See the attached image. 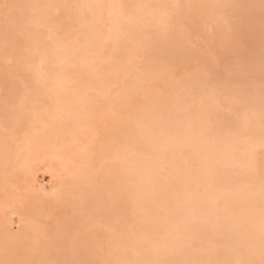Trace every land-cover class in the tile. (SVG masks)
Segmentation results:
<instances>
[{"label":"bare ground","instance_id":"6f19581e","mask_svg":"<svg viewBox=\"0 0 264 264\" xmlns=\"http://www.w3.org/2000/svg\"><path fill=\"white\" fill-rule=\"evenodd\" d=\"M19 1H21V0H19ZM50 1H51V3H49V4L47 3L48 5H59V6H61V2L64 5V3L67 2L68 0H61V1H59V0H54V1L50 0ZM171 1L179 2V0H79V1H77L76 5L75 4L71 5V6H77V7H75V11L72 10L73 14L69 13L70 17H69V15L66 14L67 17L70 18V21L72 20L71 17L74 16V18H75L74 20H77L79 18V19H81L83 21V24L87 22V23L91 24L92 27L85 34L81 35L83 37L86 36L84 44H82L83 42L79 40V37H80V39L83 38V37H81L79 34H78L79 36L75 35V37H74L75 33L74 34L71 33L72 30L70 31L71 36L73 37L71 39H74V38L77 39V41H79L82 44L81 46H78V47L73 46L75 44V43L73 44V41H67V40L58 41L59 40V36H58L59 34L58 35L56 34V37L58 36V40L54 39V37H53L52 38L53 39L52 43H51L50 48H49V50H52V51L49 52L47 50L48 48H46L47 45L45 44L44 45L45 48L43 47V49H42V46H41V48L39 49L40 50L39 53H38L39 55H37V53L35 54L36 57L34 56V60L31 61V64H32L33 70L36 72L37 77L39 78V80L41 82H43V85L46 87V88H42L41 87V89L39 90L40 91L39 93L44 92L46 89L49 90V92H48V90H46L47 91V95L43 94V97L47 96V97H45L47 99L49 97H51V102L49 101L50 100V98H49L48 99L49 103L45 104V106L49 104L48 106H50V107L46 108L45 106H42L43 104L39 103V106L37 108L38 110L35 109L37 112L33 113L32 118H31L30 114L28 115V116H30V119L28 120L29 122L26 121L28 123L27 124L28 126L25 125L27 127L26 130H28L29 127H32V130L29 129L30 132H31L30 134H29V132L24 133V134H29V136H27V139L22 144H20V145L18 144L19 146L16 145V146H18L17 148H15V145L13 144V140H16V139L15 138L14 139L5 138V137H3L5 134L3 132H1V135H0V168L1 167L2 168H5V167L8 168L11 165H16V166L18 165L17 168L18 169L19 168L22 169L21 167L24 166L23 167L24 170H27L26 172H29L32 175L31 176L29 173H27V176H30L29 179L27 180V182H29V180H31V177H32V181H30L31 182V187L35 188L36 189L35 191L38 190L39 192H41V194H46V190H48V187L46 189L44 187V185L38 180V178H37L38 175L37 174H40L38 172L41 171L43 173L46 170L45 169L46 167L50 168V169L48 168L49 171L52 170L51 169L52 164L57 162V161L64 160L66 163L69 162L67 160V156H68L67 154L68 153H65V150L70 145L78 146V145L81 144V142H84L83 145L87 146L88 144H85V143H89V145L87 146V150H89L88 147H90V145L92 147V144H94L93 142H95V144L97 143L96 142L97 140L92 142V140L93 139L95 140L97 137L91 139L92 143L89 141L90 139L88 140V138H87L86 142L83 141L84 140V138H83L84 135L87 134V136H88V133H87V129L88 128L91 129L90 133H93V131H94L93 130L94 127L92 128L93 125L85 124L87 127L91 126V127L87 128V127H85L83 122H85V121L88 122L91 119H92L91 121L93 123H94V121H97L99 123H100V121H102L101 119H100V121H98L97 118H96V117L99 116V114L102 115L101 113L96 111V108H95V107L98 108L100 103L99 104L93 103L94 104L93 105L90 102V104H92L93 107H91V106L87 107V108H89L88 110L91 109L93 111L92 108L95 109V111L93 112V115H95V116H92V117H95L94 119L89 117V112L91 110L89 112L88 111L84 112L82 110L83 103L86 102V101L88 103H89V100L90 101L95 100V102L97 101L96 103L100 102L101 101L100 98H99L100 101H98V98H97L100 95H98V94L96 95V92H93L91 90L92 88L91 89L87 88L85 91L83 90V93L79 94L78 93L79 89L82 88V86H80V88L77 90L78 92L77 91H73V87L70 88V86L73 85L72 83H70L74 79V78L72 79V77H74V74H82L84 72H78V73L75 72V71H78V70L80 71V69H78V70H75V71L71 72L72 75H73L72 76L71 73L69 72V66L71 64H73L75 62V60H78L77 62H80V65L83 62L81 60H84V62L87 61V64H92V63L95 62L94 59H96V57L99 56L98 54H100L101 57L99 56V58H101V60H103L104 57H108V58H104L105 62H107V63H105L106 68L102 67L103 69H105L104 72H105V75L107 77V75L109 76L111 74V72L113 71V66H115L114 65V63H115L114 61L115 60H113L114 57L111 59V56L112 55L116 56V55H118L120 53H124L125 56H126V59H129V61L132 62V64L130 65L129 69H130L131 74H132L131 77L133 76L134 79H135V81H134V84H135L134 86L135 87L133 86L134 87V92L135 93L138 92V91L141 92V90L144 89V87H146L145 89H148V87H150L149 84L151 83L150 80H149L150 78L148 79V77H145L146 74H145V76H143L142 72L140 71V68L139 67L137 68L135 64L138 63L139 61H141V59L138 56L139 52L141 50H143L142 53L143 52L146 53V52L149 51V48H151V51H152L153 47L155 48L154 50H156V49L158 50V48L156 46L157 45L156 44L157 43L156 40L155 41H151L153 43H150L149 40H151V39H147L146 38L148 36H146V33H145L146 31L143 32L144 25H142L143 24L142 20L145 19V18L148 19L149 22L151 24H153L154 27H155V25H156V27L159 26L158 27L159 30H160V27L161 28H166V25H167L166 23H168L167 22V20H168L167 18L170 16V13H169V15H167V9L169 7L168 5H170L172 3ZM235 1L236 0H217V1L216 0H214V1L213 0H211V1L210 0H192V3L195 5L196 9H197V7L199 9V7L201 6L200 10L201 11L205 10L206 19H209V18L210 19H215V16H217L219 13L222 12L223 7H224L225 4H233V3H235ZM43 2L45 3L44 0H43ZM48 2H49V0H48ZM70 2L68 1L66 4L69 5ZM121 2H122V5L119 6V4ZM208 2H211L210 7H208L209 4L206 5V3H208ZM44 3H42V1H41V5L44 4ZM178 4H180V3H178ZM90 5H92V6L104 5L106 7H104V8L88 7ZM180 5L183 6V1L181 2ZM202 6H203V8H202ZM45 9H46L45 13H44L43 10H41V13H42V11L44 13V17L43 18H49V16H55V14L57 13V9L56 8L47 7ZM62 9L63 8H61V10ZM179 11H180V9H179ZM180 12H182V11H180ZM180 12H179L178 15H180ZM38 13H39V10H38ZM86 13H87L88 16H85ZM201 14H204V12H202ZM41 15L43 16V14H41ZM166 15H167V17H166ZM171 18H172V16H171ZM202 18H204V17L202 16ZM70 21L68 23L69 24L68 27H71L70 24L72 25V23H70ZM82 21H80L81 23L77 22V24H82ZM172 21H174V20H172ZM147 22H146V24L148 25L149 22L148 23ZM139 23H140V25H138ZM123 24L127 25V27L126 26L125 27L129 28V29H131V27H132V26L130 27V25H134V26L137 25V27L138 26H140V27L143 26L141 28V31H140V28H139L138 32H141V33H139L141 35L145 33V36H143L144 39L140 35V36H137L136 38H133V39L129 40V43L127 45L120 44V42L122 40H120V42H119V38L120 39L122 38L123 40H125V38H126L125 43H126L128 38H131L130 34H126V33H125L124 36L127 35L128 37L127 36L126 37H122L123 34L121 33V31H122L121 29L124 28L123 30H125V27H123L124 26ZM202 24H200V26ZM121 26L123 28H120ZM198 26H199V24H198ZM202 26H204V25H202ZM62 27H63L62 31H64L65 30L64 28H66L67 26L65 27V26L62 25ZM80 27H82V26H80ZM84 27L85 26H83V29H84ZM231 27L234 29L233 26H231ZM68 29H70V28H68ZM54 30L55 29L53 28V31ZM222 30H224V29H222ZM33 31L34 30H32V32ZM52 32H50V33L52 34ZM77 32L81 33V29H79V31H77ZM126 32H128V29H127ZM35 33H36V30H35ZM68 33H66V34H68ZM40 34L43 35L41 30H40ZM119 34H120V36H119ZM121 34H122V36H121ZM134 34L135 33H133V35ZM162 34H163V32H162ZM68 35H65V36H68ZM133 35H132V32H131V36H133ZM61 36H62V34H61ZM3 37H8V36H3ZM69 37L70 36H68V38ZM37 38H38V36L36 37V35L33 34L31 39L30 38L29 39L32 41L31 43L35 47L39 48L40 47V41ZM6 39L7 38H3V40H5V41H6ZM27 41H29V40H27ZM41 41L43 42L44 40L41 39ZM0 42H2V41H0ZM11 42H16V47H17V39H15V40H13ZM164 42H166V41H164ZM6 43H8V40H7ZM80 43H78V45ZM121 43H123V42H121ZM181 43H183V42H181ZM158 44H159L158 46L161 45L159 42H158ZM164 44H168V43H164ZM162 45L160 47H162ZM174 45L176 47L177 46L179 47L181 44H178V45L174 44ZM90 48L93 49L92 51L98 52V53L97 54H93L94 52H92L90 57L87 56V54L89 53V49ZM107 49H112V52H111V50L109 51ZM104 50H107L106 52L109 51L112 54L108 52L109 55L107 54V56L106 55L103 56L104 53L106 54V52H103ZM2 52H4V51H2ZM173 52H174V49L172 50V53ZM9 54L11 55L12 53H9ZM101 54H103V55H101ZM110 54H111V56H110ZM7 55H8V53H7ZM2 56L4 58V55H2ZM9 56L8 57L6 56L4 58L5 60L3 58H1V57H0V59H2L5 63L8 62V61L11 62L12 59H11V56L10 57ZM91 56H93V57H91ZM99 58H97V59H99ZM126 59H124L123 62ZM101 60H98V61L96 60L97 63L95 62V64L98 65V62L101 61ZM103 61H101L102 63L101 62L100 63L103 64L104 63ZM100 65H98V66H100ZM158 65L159 64H157L156 66H158ZM156 66L154 68H156ZM83 67H87L88 68V66H86V65L83 66ZM74 68H75V66H74ZM71 70H72V68H71ZM85 70L88 71L87 69H85ZM114 71H116V70H114ZM75 76H77V75H75ZM90 76H91V74H90ZM112 76L114 77L115 74H113V75L111 74V78H107V79H113ZM77 79H75V80H77ZM95 81H98V80L96 79ZM75 82L81 83L79 80L75 81ZM85 84H86V82L84 80L83 87L85 86ZM197 84H198V81H197L196 85ZM93 85H94V83H93ZM95 85H96V82H95ZM74 87H75V85H74ZM131 90H133V89H131ZM177 90L178 89H176V91ZM182 91H183V89H182ZM134 92L132 91V93H128V94H124V95H123L124 92L119 94V95H122L120 100L117 98L119 100V103H116L118 101H117V99L115 97V99H113V100H116V101L115 102L113 101V102L118 104V105L115 106L116 104L114 105V103H113V105H112L113 107L112 108L116 109L115 111L119 113V111H117V107L118 108L119 107L123 108V106L125 104H126L125 106H127V103L133 98V94L135 95ZM37 93L35 92V96H36ZM48 93H50L51 96L48 97ZM0 94H1V90H0ZM32 95H33V93H32ZM39 96L37 97L38 99H39ZM26 97H27V95H26ZM197 97H199V96H197ZM201 97L202 96L200 95L199 102L202 101V99H200ZM206 97H205V99H206ZM163 98L161 99V97H160V99H157V100H155V99L153 100L152 99V101H150L149 103H147V101L146 102L145 101H141V102H144V103H147V104L144 105V103H143L142 105H144V106L139 108L137 111L134 112V115H132L133 118L135 119V121H137V124L139 123L138 126H140L144 131L145 130L148 131L147 135L151 137V140H152V136L153 137L154 136L158 137L159 139L161 137H163L162 138L163 139V142H162L163 144L161 143L162 146H160L161 148L159 147V144H158L157 145L158 147L155 148V149H158L157 151H151L152 149L147 150V153L149 151L151 153L154 152L152 155H150V156L148 155V157H146V156L144 157L143 153H144V155H146V152L143 151V153H142V150L146 149V145L149 144L148 142H150V139H149L150 137H148L149 140L148 139L146 140V141H148L147 142L148 144L146 142L144 144V142H142L143 140L141 138V137H143L142 134H141L142 135L141 136V135H139L140 133L138 132L139 134L137 133L138 135L135 137V134L132 135V133L134 132L133 131L134 129L131 130V133H130V131H128V128L126 126H124L127 129H125L126 132H123L124 134L126 133L124 135L126 138L124 137L123 140H125V139L127 140V138H128L127 133L128 132L130 133V134L128 133L130 135V140H127V143H124V141H122L123 144H121V142H119V143H117V142L114 143L113 142L114 151L118 150V148H115L116 147L115 144L117 146H118V144H119V146L120 145L124 146V147L120 146L119 147V151H116V152H120V153H122V151H120V149L122 150V148H123V151L125 150V148H128L133 153L134 151H136V145L137 144L140 146V148L142 150H140L138 148V146H137V149H139L141 152L139 150H137V153L135 152L137 157L134 156L135 154L133 155L132 153H130V155L127 157V161H125L126 159L124 160L126 163L122 162L123 164H120V161H122L121 159H119L120 157L118 158L119 159V164H118V161H114V158L112 157L114 155L110 156L112 153L114 154L112 148H110L113 145L112 141H114V139L116 141H117V139H118V141L122 140V137L120 139V137H118L117 134H115L116 135L115 136L114 133L115 132H117V133L119 132V136H123L122 134H120L121 130H119V125H118L119 121H118V124H116V127L113 126L114 127L113 131H115L114 133H112L113 135L112 134L109 135V136H112V138L113 137L114 138L110 140L109 136L106 135L111 142L106 140L105 142H108V143H105L103 141L108 146L107 147L108 151L107 150H103L104 148L105 149H107V148L104 147L105 144L103 142H101V145H103L102 146L103 149L99 150V156L101 155L100 157L102 158L103 155L106 156V155L109 154V156H106V157H103V158H105V159L109 158V160H112V158H113V161L108 163V164L104 163L106 165L103 168H100V169H102L101 173L105 174L106 177H107V178L106 177L104 178V175H103L102 176L103 178L102 177H100V178L105 179V180L109 179L111 185L109 183H107V184H109L111 187H114L116 189V192H115L116 194L114 193V191H115L114 188L112 189V191H113V193L115 195H112V193L111 194L107 193L109 188H110L109 191H111V187L108 186V188H106L104 190V193H102L101 196L98 195L99 203L104 205L103 206L104 208L106 207V205H108V207L110 208L111 215H109V216L107 215L109 217V220L113 219L114 222H119L120 224H121V222H124V225H122L124 228L126 227V225L128 223H131L134 227H138V229L143 230L145 232V234H147V235H145V234H141L140 235L139 232H137L139 234V237L141 238L140 239L139 237H137L138 234L136 233V230L138 231V229L136 228L134 230L130 229V231L132 232V235L129 236L128 234H130V233H129V231H127V229L129 230V228L127 226L126 229H125L126 230L125 234L128 235V237H124L123 236L124 237L123 238L121 236L123 239L121 238L122 241L119 240L120 242L117 244L116 247L119 246L118 248L121 250V248H124L125 246H127L132 241H141L142 240L144 243H143V245L141 247L143 249V255L145 256V258L167 259L169 261H172L170 259L173 258L174 260H177V259H180V258L183 257L184 252H185L184 246L187 243H189V241H192V240H188V239H187L188 241L186 239H183V237L185 235L186 236L189 235V234H187V233H190L188 230L191 231L190 235H192V234L194 235L195 234L194 236L198 237V234H200L201 238L202 237L211 238V237L215 236L216 234L218 236L222 235L223 238L221 240H219L218 242L221 243L223 245L224 249H225V251L222 252V255H227L229 258H235V253L236 252H240L242 254L246 249H248L251 246L258 247L259 239H256V240L253 241V240H250L248 237L250 235H253V234L254 235H259L261 217H262V213L264 211V210L262 212L260 211L261 208L263 207V204L260 206V203L264 199V194H262V188H264V180L253 181V179L255 177L252 176V175H254L253 173H255L257 171L260 172V175H261V173H264V153H261V151H260V142H261V140H260L261 138L260 137H262V135L260 133H256L255 136L258 139H257L256 142H252V143L248 142L246 139L245 140L247 142L245 140L240 141L242 138L239 139V141H238V139L235 138V137L234 138L231 137V138H228V139L225 140L223 134H222L221 137L219 136L220 134H219L218 130L220 129V127L218 128V130H217V128H215L213 130V129H209L207 127L208 130H210L211 132H212V130L216 131L214 133H211L209 131L206 132V130H203L202 128L206 127L205 125L203 127L202 126L203 124L201 125L202 128L197 127V125L199 123H202V122H204L206 120H209V123H210L211 120H216L217 121V120H222L224 118L225 115H222L221 112L218 113V114L216 113L217 112L216 106L213 108L214 103H216L219 100H221L216 95H215V97H213L212 104L210 102L209 103H205L206 102L205 100H203L204 101L203 103L201 102V105L203 104L201 106L203 113L199 112V110L197 109L198 107L195 106L194 108L197 107L196 111L198 110V113H196V111H194L195 109L192 107L194 109V110L193 109L192 110L197 115L198 114L200 115V116L198 115V117L195 115V113L192 110L188 109L189 104L186 101L185 97L182 96L180 92H178L176 95L174 94L172 96V94H171V96H168V98L171 100V104H167L166 103L167 101L166 102L164 101V100H167V99H165V98L163 99ZM166 98H167V96H166ZM208 98H210V97H208ZM32 99H34V101H35V97L32 98ZM27 100L32 101L31 99H28V98H27ZM48 101H46V102H48ZM38 102H39V100H38ZM38 102H37V105H38ZM108 102H109V100H108ZM31 103H30V106L32 105ZM88 103H86L84 106H86ZM107 103H105V104H107ZM197 103L198 102L196 100V104ZM108 104H110V103H108ZM187 104H188V106H187V109H186L185 107H186ZM33 105L31 106L32 110L36 106V105H34V106ZM40 105L42 107H44V108H41ZM95 105H97V106H95ZM139 105H141V103H139ZM171 105H173L177 110L182 111L181 112L182 115H184L183 110L184 111L185 110L192 111L193 113L189 114L190 117L188 119V122L190 121V124H188V122L186 123L187 119H186V121H183V120H185L184 116L187 114V111L185 112L184 116H182L180 114V116H178V117H170L167 114V112H166V108H168ZM211 105H212V107H211ZM101 106H102V104H101ZM101 106H99L100 110L103 107V106L102 107ZM105 106H104V108H105ZM108 106L109 105H107L106 108ZM110 107H111V105H110ZM110 107L107 108L108 112L110 111L109 109H111ZM260 107H262V106H260ZM104 108H102V110H106V108L105 109ZM212 108H213V110H212ZM99 109H97V110H99ZM114 109H112V110H114ZM257 109L255 108V111ZM35 110H33V111H35ZM85 110H87V109L85 108ZM147 111H150L151 114H146ZM108 112H106V113H108ZM112 112H114V111H112ZM112 112H111V114L109 113L110 116L113 114ZM116 112H114V114H113L114 116H115ZM19 113H21V111ZM94 113H96V114H94ZM97 113H99V114L97 115ZM104 113H105V111H104ZM87 114H88V117L90 118V120H88ZM193 114H194L193 119L195 117L198 118V119L195 118L194 121L190 120V118L192 117L191 115H193ZM17 115H19L18 116V118H19L20 116H23L24 114L23 115L17 114ZM80 115H82V117ZM83 115L85 116L86 119L84 118ZM109 115L106 114L105 117H107V118L104 119L105 121L103 120V125L105 124V122L107 123L110 120L109 119L110 118ZM113 115L111 117H113ZM4 117L5 116H3V120L5 119ZM79 117L83 118V119H78ZM99 117L101 118V116H99ZM99 117H98V119H99ZM20 118L21 119H25L23 117H20ZM26 118L28 119V117H26ZM245 118L247 120L246 121L247 123L257 122L258 120L259 121L262 120L261 122L264 123L262 115H260L257 111L253 112V113H250ZM6 119H8V118H6ZM84 119H85V121H84ZM134 119L130 118L128 120H132V122L134 124L135 123L133 121ZM178 119H179V121L180 120L183 121V122L181 121V124L185 122V124H184L185 126L183 125L184 127L181 124H180V126H182V127L178 126L179 124H176V123H178V121H177ZM79 120H81L82 124H80L81 122ZM4 121H6V120H4ZM18 121L20 123L21 120L18 119ZM259 121H258V123H259ZM16 122H17V120L14 122V124ZM22 122H24V120ZM30 122L32 124H30ZM4 123H6V122H4ZM217 123H219V122L217 121ZM14 124L12 125V127L15 130ZM128 124L127 125L129 126V128H132L131 125H130L132 123L130 121H129ZM173 124L177 125V127L181 128V129H177L176 130L175 126H174V128H173V126H171ZM207 124H208V122H207ZM80 125H82V128L85 127L86 131L85 130L84 131L79 130L81 128ZM96 125H97V123H95V127H96ZM255 125H257V124H255ZM121 126L124 129L123 124H121ZM132 126H134V125H132ZM138 126H135V127H138ZM60 127H62L61 128L62 131H60L59 134L63 133V136L67 134L66 135L67 137H68V135H70V139H71L70 141H66L64 139L65 137L63 138L62 135H58V132L57 133L53 132V131H55L56 128H60ZM210 127H211V125H210ZM235 127L236 126H234V128ZM251 127H252V125H251ZM52 129H53V131H52ZM138 129H139V127H138ZM107 130H108V128H107ZM240 130H242V129H240ZM240 130H237V131L242 133V131H240ZM7 131H9V130L7 129ZM22 131H25V130L23 129ZM97 131H94V134H96ZM237 131H236V133H237ZM15 132H17V130ZM98 132H100V131H98ZM239 132L237 134L238 135L240 134V136H239V138H240L242 136V134L247 133L248 131L247 132H243L242 134L239 133ZM141 133H142V130H141ZM200 133H202V135H204V137L202 139H201L202 135H200ZM220 133H223V132L221 131ZM2 134H4V135L2 136ZM97 134H99V133H97ZM15 135H17V134L15 133ZM169 135H172V136L169 137ZM138 136H140V137H138ZM197 136L199 137V139L196 138ZM133 137H135V138H133ZM145 137L147 138V136H145ZM250 137H251V135H250ZM97 139H99V138H97ZM17 140H19V138H17ZM67 140H69V138H67ZM85 140H86V138H85ZM222 141H224L226 143L225 146L223 145L224 142H222ZM243 141H245L247 144L245 142H243ZM109 142H110L111 145L109 144ZM221 142H222V144H221ZM248 143H250V144H248ZM98 144H99V142H98ZM98 144H96L97 145L96 147L99 148ZM151 144H153V143H151ZM220 145H223L222 146L224 148V149L222 148L223 150H221V149L219 150L218 149L219 148L218 146H220ZM151 146H153V145H151ZM78 147H80V146H78ZM83 148L85 149L83 151H82V148H81V150H78L77 148H74V149H77L74 152L81 151L80 154L78 155V157H76L73 160H71L70 164L67 163L68 165L63 161L61 163V165L64 164V163H65V165H62L64 167H62V166H60V167L61 168H66L65 166L71 165V167H70L71 170L69 171L70 174H72V175L74 174V176L76 175L79 178H81V177L83 178V176H84V177L87 178V179L85 178L86 180H88V178H89V180H91V177L94 176V174L93 173H89L92 170H91V168L90 169L88 168L89 167L88 165H89L90 162H93L94 159L98 158L96 155H94V154H96L95 153V149L97 150V148L93 147L94 151H93V149L90 150V152L92 151L94 153L93 156H95V158L93 156H91L92 153L90 154L89 151H88L89 154L87 153L88 154L87 155L85 153L86 152V148L85 147H83ZM109 150H111V152ZM103 152L104 153L106 152L105 153L106 155L103 154ZM108 152H110L111 154L108 153ZM100 153H102L103 155L100 154ZM120 153H119V155H121V157H122V154H120ZM125 153H126V150L123 153L124 156H126ZM138 153H142V157H138ZM84 154H86L87 156L84 155ZM65 155H67V156H65ZM85 156L88 159H90L89 158L90 156L93 157V158H91V161H88V159ZM115 156H116V154H115ZM140 156H141V154H140ZM103 158H102V161L104 160ZM224 158L226 160L228 159L230 161L235 162V163L232 162V164L238 163L239 165L238 164H236V165H238L240 167V169L237 167L238 170H239V173H241V171H242V173H244V175L243 174L241 175V174H238L237 171H236V173H237L236 175L230 174V177L232 178V180L235 177L234 178V180H235L234 182H237L239 184H244V182H246V181L248 182L249 181V185L246 184V186H247V188L251 189L250 185H253V189H251V190L237 189L235 191V194H232L233 192L232 193L226 192L225 194H221V195L219 194L220 188L222 189L223 188L222 186H224V182L223 181H226V183L229 184V185L232 184L231 183V178L227 176L231 172V170L229 171V170L225 169L226 171H229L228 174L225 175L226 171H224V168H225V163L223 162ZM98 159H96L97 161L94 160V162H93L95 164H96V162H98L99 165H96V167H95V165L93 163L90 164L91 167H93V165H94V167H93L94 169H96L100 165L102 166V164H100V162H99L100 160L98 161ZM230 161H228V163ZM55 164H57V163H55ZM222 165H223L224 168L222 167ZM54 167H55V165L52 168H54ZM119 167H125L126 169H129L130 170L129 175H128L127 170H124V169L121 170V169H119ZM220 167L223 170H220L221 169ZM56 168H58L57 165H56ZM99 170L97 172V175H95L94 177L97 176V178H99V176H100ZM15 171H19V170L15 169ZM55 171L57 172V173L55 172V176H56L54 178L55 180L50 179V185H49V190L53 194L50 191L47 192V193H49L50 195H53V196H54V193H57V192H55V188L57 186L56 183L58 184V179L60 178L59 175H58L59 171H57V170H55ZM63 171H64V169H62V171H60V172L63 173ZM65 172H66L67 175L69 174L66 169H65ZM22 173H24V171ZM62 173H61V175H63ZM12 174H14V173H12ZM56 174L58 175V178H57ZM95 174H96V172H95ZM125 174L128 175L129 180L126 181V182H122V179L120 180V178H121L122 175L124 176ZM247 174L249 175V177L251 175L250 178L253 177V179L252 180L249 179L248 176L245 177V175H247ZM7 175L8 176H6L5 178H2V180L0 179V181L1 182L4 181V183L5 182L7 183V181H5L6 178H8L7 179L8 181L10 179H13V178L9 177V175H11V174L7 173ZM35 175H36V177H35ZM126 175L124 176V179H125ZM224 175L227 177V179L228 178L229 179L227 180ZM239 175H240V177L242 176L241 177L242 179L245 178L243 180V183L241 182V179L239 178ZM255 175L257 176L258 174H255ZM4 176L5 175H3V174L0 175V177H4ZM11 176H15V175H11ZM22 176L26 177V175H22ZM51 176H53V175H51ZM216 176H219V178L217 179ZM223 176L225 178H223ZM243 176H244V178H243ZM78 177H75V179H77ZM162 177L163 178L166 177L167 179L168 178H172V177H174V178L176 177L178 179L176 181V187L174 188V190H172L173 187L171 186L170 182H169V184L171 186L170 188L168 187V184L165 183L164 179H163L164 180V182H163ZM215 177L218 180V182H220L221 179L223 180V181L220 182L221 185H222V182H223L222 186L218 183L220 188L218 187V184H216L217 182H215ZM220 177H222V178L220 179ZM257 177H260V176L258 175ZM62 178H65V177H61L60 178V181H61L60 184L65 182V181H62V180H64ZM70 178L72 179V177H69L68 180ZM79 178H78V180H80ZM236 178L238 179V181H237ZM22 179L25 180L24 178H22ZM85 179H82V180H84V182H85ZM66 180H67V178H66ZM160 180H161V182H160ZM10 181H12V180H10ZM71 182H72V180H71ZM157 182H160L159 183V186H160L159 188L157 186H154V184L157 183ZM8 183H10V182H8ZM85 184H87V183L85 182ZM103 184L105 185L106 183L103 182ZM103 184H102V186L100 184L99 187L102 188ZM160 184H162V185H160ZM5 185H7V184H4V186ZM10 185H13V184L10 183L9 185H7L9 187L8 188V192L11 191L10 188H12V191H13V187H10ZM14 185H18V184H14ZM18 187H17V190H20V188H18ZM89 187H90V185H89ZM224 187L228 188L227 186H224ZM240 188H242V187H240ZM75 189H77V188H75ZM223 189L226 190L225 188H223ZM234 189L232 188L231 190H234ZM57 190H59V189H57ZM18 192L21 193L23 191L20 190ZM70 192L71 191H69V193ZM222 193H224V192L222 191ZM15 194H16V192H15ZM17 194H19V193H17ZM49 194H46V198H47V196ZM58 194H61V193L59 192ZM13 195H12V199L14 197ZM73 195H75V194H73ZM73 195H71V196H73ZM83 196H84V194H83ZM152 200H153V202H151ZM42 202H43V200H42ZM60 202L62 203V201H60ZM73 203H74V201H73ZM83 204L80 203L81 206H84ZM48 205L50 206V204H48ZM69 205H71V204H69ZM80 205H77V207L80 206ZM84 207H86V205ZM84 207H80V208H83V209H81L82 211L83 210L85 211ZM88 209L89 208H87V210ZM177 210H178V212H177ZM179 210H180V212H179ZM14 212H13V210H12V212H10V210H9L10 214L8 213L9 214L8 215L9 216L8 220L9 221L11 220L10 222H8L6 224H3V223L1 224L2 220L0 221V235H4L6 240H7V242L11 241L10 244L12 242H14L15 240H20V239L24 238L26 235H29L26 232H20L19 233V232L13 231V229H14L13 224L20 223L21 221L24 220L23 218H22L23 220H21V217H20L21 215L20 216L16 215L17 214L16 210ZM61 212H60V215L62 214ZM0 215L2 217V214H0ZM3 216L7 217L6 214L3 215ZM31 216H33V215H31ZM5 217L2 218V219L5 220ZM14 218H16L15 221H14ZM38 220H39V218H38ZM74 221H77V220H74ZM74 221L72 220L71 223L74 222ZM14 222H17V223H14ZM24 222H22V223H24ZM41 222H42V218L40 220V223ZM67 222H69V221H67ZM33 223L34 222H32L31 225H26V227H30V226L32 227ZM109 223H111V222L109 221ZM41 224H43V222ZM73 225L74 224H72L71 226H73ZM115 225H116V223H115ZM75 226H77V225H75ZM113 227H116V226L113 225ZM65 228H66V226H65ZM130 228H132V226ZM209 228H211L212 231L207 230ZM212 228L213 229L216 228L215 229L216 233H214L215 231ZM42 230L43 229H41V231H40V235H42V233H41V232H43ZM71 230H73V229H71ZM80 230H81V228H80ZM86 230L87 229H85V231ZM94 231L96 232V229ZM62 232H64V231H62ZM34 233H35V229H34ZM90 233H91V231H90ZM108 233L106 232V234H108ZM37 234L39 235V232H37ZM159 234L164 235L165 238L158 239L157 235L161 237V235H159ZM45 235H47V234H45ZM60 235H58V236H60ZM85 235H87V234H85ZM91 235L93 236V234H91ZM91 235L88 236V239L91 237ZM143 235H145V237L146 236L148 237V235H149L151 238L145 239V238H143ZM32 236H33L32 238H36V236H34V235H32ZM95 236H96V233H95ZM102 236H104V235H102ZM107 236L109 237V234ZM43 237H45V236H42V238ZM98 237L99 236H96V238L98 239V242H99V238ZM60 238H62V237H60ZM82 239H83V243H86L84 241H88V239L87 240H84V238H82ZM91 239H93V237H91ZM91 239H89L91 241V242L89 241L90 242V246H91V243H93L95 241H96V243H93L92 247L93 246H95V247L98 246V244H97L98 242L95 239V237H94L95 241H93ZM105 239H107V238H105ZM105 239L103 240V242L105 241ZM111 239H112V236H111ZM34 240H36V239H34ZM79 240H81V239H79ZM26 241L30 242L29 239L26 240ZM60 241H61V239H60ZM0 242L2 243V241H0ZM80 242L82 243V241H80ZM100 243H101V237H100ZM115 243H116V241H115ZM33 244H34L33 247L36 248L37 242L35 241V243H33ZM51 244H52V242H51ZM86 244H87V247H88V243H86ZM106 244H108V246H109V245H111V242H110V244L108 242ZM11 245L14 246L15 244L12 243ZM17 245L18 244H16V246ZM101 245L103 246V244H101ZM115 245L116 244H114V247H112V248H116ZM208 245H209V240L206 239L205 243H204V247L207 248ZM76 246H78V245H76ZM80 246H81V244L79 245V247ZM102 246H99V248L102 247ZM104 246L108 247L106 245H104ZM37 247H39V246H37ZM35 248H33V249L36 252H39L41 249L43 251L42 247H41V249L37 248L38 251ZM77 249H79V248L76 247L75 250H77ZM101 249H105L106 250L107 248H101ZM93 250H95V249H93ZM12 251H14V250H12ZM15 251L17 252L18 250L16 249ZM80 251H81V247H80L79 253H80ZM85 251H86V249H85ZM85 251H83V255L85 254ZM98 251H100V250H98ZM112 251H111V253H113L112 255H114L115 254L114 249H112ZM36 252H34V254ZM75 252L78 253V251H75ZM74 253H72V254L73 255H77V254H74ZM120 253H121V251L118 252L117 254L120 255ZM13 254H15V252ZM34 254H33V256H34ZM80 254H78V255L80 256ZM78 255H77V257H78ZM84 256H86V255H84ZM35 257L36 256H34V258ZM52 257L54 258L55 256H52ZM81 257H78V258L80 259ZM98 257H100V256H98ZM72 258L75 259V257H72ZM86 258H87V256H86ZM35 259H37V257ZM44 259H46V258H44ZM47 259H49V258H47ZM55 259H56V257H55ZM111 259H113V258H111ZM86 261H87V259H86Z\"/></svg>","mask_w":264,"mask_h":264},{"label":"rangeland","instance_id":"374dc122","mask_svg":"<svg viewBox=\"0 0 264 264\" xmlns=\"http://www.w3.org/2000/svg\"><path fill=\"white\" fill-rule=\"evenodd\" d=\"M41 1H42V3H44L43 0H39V1L38 0H21V1L15 0V2H24V3H31V4L33 3V4H38V5H41ZM44 1H45V3L42 4L43 6H48V4L51 3L50 0H49V2H48V0H44ZM52 1H54V0H52ZM59 1H61V0H59ZM68 1L69 2L71 1L70 2L71 4L69 3V5L71 6V5H74V4L76 5L77 4V1H79V0H68ZM182 1H183V6L180 5ZM67 2H65L64 5ZM171 2H170L171 4L169 3L170 5H168L169 7L167 9V15H169V13H170V16L167 18L169 21L167 20L168 23H166L167 24L166 25V28H161L160 27V30H159V28H158L159 26L156 27V25H155V27H154L153 24H151L148 19L145 18V19L142 20V22H143L142 25H144L143 32L146 31L145 32L146 33V36H148L146 38L147 39H151V40H149L150 43H153L151 41H155L156 40V42H157L156 43L157 44L156 46L158 48V50L156 49L157 51L154 50L155 49L154 47L152 48V51H151V48H149V51L150 52L147 50L148 52H146V53H144V52L142 53L143 50H141L139 52V55H138L139 58L141 59V61H139L138 63L135 64L137 68L138 67L140 68V71L142 72V75L143 76H145V74H146L145 77H148V79L150 78L149 80H150L151 83L149 84L150 87L147 86L148 89H145L146 87H144V89H142L141 92L138 91V92L135 93L134 92V87H135L134 86L135 85L134 84V81H135V79H134L133 76L131 77L132 74H131V71L129 69V67L132 64V62H130L129 59H126V56H125L124 53H120V54H118L116 56H114V55L111 56L112 49H107L109 51L111 50V52L108 51L109 53H111L110 54L111 59L113 57L115 58V59L113 58V60H115L114 61L115 62L114 65L115 66H113V71L111 72V74L112 75L115 74L114 77L115 78L118 77L119 80H120V82H121L120 94L124 92L123 93V95H124V94H128V93H132V91H133L135 93V95L133 94V98L127 103V106H125L126 104L124 105L125 107L123 106L124 109L122 107H119V108L117 107V111H119V113L115 111L116 109L112 108L113 107L112 106L113 103L116 101V100H113L115 98H109V99H106L105 100L101 96H98L97 97L98 98V101L101 100L98 103H96L97 101L95 102V100H93V101H90L89 100V103L87 101L83 103L82 110L84 112L85 111H88L89 112L91 109L88 110L89 108H87V107L88 106L93 107L92 106L93 103H95V104H99L100 103L99 106H101V104H102V106H103V107L101 106L102 108H104L105 105L106 106L109 105L108 107H110V105H111V107H110L111 109H109L110 111L108 112V110H107L108 107L106 108V106H105L106 110H102V108L100 110L99 109L100 108L99 106H98V108L95 107L97 105L94 106L96 108V111H98L99 113L102 114V115H100L99 113H97V115L99 114V116H101V118L99 116H98L99 119H98V117H96L98 121H100V119L102 120V121H100V123L97 122V121H94V123H93L91 121L92 119L90 120V118H89V117H91L93 119L95 118V117H92V116H95V115H93V112L95 111L94 108H92L93 111L91 110L89 112V117H88V114H87V118H88V120H90V121H88L89 123L87 121H85L86 118L83 115L84 118H85L84 119L85 122H83L84 125L85 124H88V125L91 124V125H93L92 128L94 127L93 128L94 131H97V130L100 131V132L97 131L96 134H94V131L92 130L93 133H90L91 132V129H89L88 127H91V126H88L87 127L85 125V127L88 128L87 129L88 136H87V134H85L86 136L84 135V137H83L84 140L83 141L86 142L87 141V138H88V140L90 139L89 141L91 142V139L97 137L99 139H97V138L95 140L93 139L92 142L97 140L96 141L97 142L96 144H98V142H99V144H98L99 148L96 147L97 145L95 144V142H93L95 145L92 144V147L90 145L91 148L88 147L89 150H87V146L89 145V143H85V144H88L87 146H85V145H83L84 142H81V144L78 145L80 147H78L76 145H70L65 150V153H68L67 154L68 156L65 155V156H67V160L69 161V162H67L68 164H70V161L71 160H73L74 158L78 157V155L81 152V151H78V152H74V151L77 150V149L78 150H81V148H82V151H83V150H85L83 147L86 148V152H85L86 154L87 153L89 154V152H90L91 149H93V151H94V148L93 147L97 148V150L95 149V153L96 154H94L92 151L90 152V154L92 153L91 156H93V154L96 155L99 158V159L98 158H96V159H98V161L100 160L99 162H100V164H102V166L100 165L101 167L98 166L96 169L93 168L94 165H95V167H96V165H99L98 162H96V164L93 163L94 160H96V159H94L93 162H90L89 165H88L89 166L88 168L89 169L91 168V170H92L89 173H93L94 176L97 175V172H98V170L100 168H103L106 164L112 162L113 161V158H114V161H118V164H119V159H121L122 161H120V164H123L122 162L127 161V157L132 152L128 148H125V150H126V153H125L126 156L123 155V153L125 152V150L123 151V148H122V150L120 149V151H122V153L116 152V151H119V147L121 146V145L119 146V144H118V146L115 144V146H116L115 148H118V150L115 149L116 151H114V148H113L114 144H113V142L114 143L121 142V144H123L122 141H124V143H127V140H130V135L129 134L131 133V130H133V129H134L133 130L134 132L132 133V135L135 134V137L139 133H140L139 135H141V134L143 135V137H141V138H142V140H143L142 142H144V144H145V142L146 143L148 142L146 140L148 139V137H150V136L147 135L148 134V131L147 130L144 131L140 126H138L139 123L137 124V121H135V119L132 116V115H134V112L137 111L142 106H144L147 103H149L150 101H152V99L153 100L154 99L157 100V99H160V97H161V99L164 97L165 99H167V100H164V101L165 102L167 101L166 102L167 104H171V100L169 99L170 97L168 98V96H171V94H172V96L174 94L176 95L178 92H180L181 95L185 97L186 101L189 104V106H188V104L186 105V107H185L186 109H187V106H188V109L189 110H192L195 106H197L198 108L197 107L196 108L201 113H203L202 108H201V106L203 105V104L201 105V102L203 103L204 102L203 100L206 101L205 103H209L210 102L212 104L213 97H215V95L218 96L221 100L223 99L222 101L219 100L220 102L219 101L216 102L217 104L214 103L213 108L216 106L217 112L215 110L214 111L217 114L221 112L222 115H225L224 118L222 120H217L219 123H217L216 120H211L210 123H209V120H206V121H204L202 123H199L197 125V127H199V128H202V126L204 127V125H205L206 126L205 127L206 129L205 128H202V129L203 130H206V132L207 131L211 132L210 130H208V128L209 129H213V130L215 128H217V130H218V128L220 127V129L218 130V132L220 134L219 136L221 137L222 134H223L225 140L228 139V138H231V137H233V138L235 137V138L238 139V141H239V139L242 138L240 141L246 139L250 143L257 141L258 138L255 136L256 133H260L262 136H264V123L261 122L262 120H260V121L258 120L259 123H258V121L257 122H253V123L251 122L252 123L251 124V123H247L246 122L247 120L245 118L250 113H253V112H256L257 111L260 115H262V118H263V121H264V113H263L264 112V0H236L235 3H233V4H225L226 6L224 5L222 12L219 13L217 16H215V19H210V18L209 19H206V17H205V10L204 11H201L200 10V7L201 6L199 7V9L197 7V9H198L197 10L196 7H195V5L192 3V0H181V1L179 0V2L176 1L177 3L175 1H171ZM178 3H180V4H178ZM210 4H211V2L206 3V5H208V7H210ZM66 5H68V4H66ZM121 5H122V2L119 4V6H121ZM61 6H63V3L62 2H61ZM41 8L39 9L38 15L40 17H44V13L46 11L45 8H47V7H41ZM61 8H63V9L61 10ZM64 8L65 7H60L58 19L61 21V24H60V26H59L58 29L54 27L55 30L54 31L52 30L54 33L52 31H46V30L43 31L41 29H39V30L38 29H32V30H34L33 32L31 30V33L32 34H30V36L28 38L27 37L26 38H23L22 41H23V43H24L25 48L27 49V51H24L23 49H21L19 47L17 48L16 47V42H11V41H13L15 39L18 40L20 38L15 37L14 35H11V34H9L8 37H3V36H6V35H4L5 34V31H4V28H3L2 23H0V41H2V42H0V51H1L0 52V57L3 58L2 55H4V58H5L6 56L8 57L10 55L9 53H12L10 55L11 56V59H12V61H11L10 64H7V62L5 63L2 59H0L2 61V62L0 61V90H1V94H0V125H1L0 126V135H1V132H3L5 134V135L2 134V136L4 135L3 137L9 138V139H14L15 138L16 140H13V144L15 145V148H17L20 144H22L27 139V136H29V134L31 133L30 130H32V127H29L30 130L29 129L26 130V128H27L26 126H28L27 125L28 124L27 122H29L28 120L30 119V116H28V115L30 114L31 115V118H32L33 113H36L37 112L35 109L38 108L39 103L40 104H43L42 106H45V104L49 103V101L51 102V97H49V96H51L50 93H48V97L50 98L49 101H48L49 98L48 99L45 98L47 96H44L43 97V94L44 95H47V91L46 90H48V89H46V90L44 89L45 90V91L43 90L44 92L39 93L40 92L39 90L41 89V87L42 88H46V87L43 85V82H41L39 80V78L36 75V72L33 70L31 61L34 60L35 54L37 53V55H39L38 54L39 51H40L39 49L41 48V46H42V49H43V47L45 48V46H44L45 44L47 45V47H46V48H48L47 50L49 52L52 51V50H49L50 45H51L52 40H53L52 38L54 37V39H57L58 40V36H59V40L58 41H65V40H67V41H73V44L75 43L73 46H75V47L81 46L82 44H84L85 37H86V36L83 37L81 35L85 34L92 27V25L89 24V23H87V22L83 24V21L81 19H79V18L77 20H74L75 18L72 15H71L72 16L71 17L72 20L70 21V18H68L67 15H69V13L73 14L72 12L75 11V7H70V8H65V9ZM202 8H203V6H202ZM179 9L182 12H180ZM41 10H43L44 13H43V11L41 13ZM179 12H180V15H178ZM202 12H204V14H201ZM41 14H43V16ZM167 15H166V17H167ZM85 16H88L87 13H86ZM171 16H172V18H171ZM202 16L204 18H202ZM69 17H70V15H69ZM49 18H56V14H55V16H49ZM172 20H174V21H172ZM69 21H70V23H72L73 26L70 24L71 27H68L69 26V24H68ZM80 21H82V24H77V22L81 23ZM147 21L149 22L148 25L146 24ZM198 24H199V26H198ZM200 24H202L204 26L201 25L202 26L201 27ZM62 25L65 26V27L67 26L66 28H64L65 29L64 31H62V28H63ZM123 25H122L123 27H125V26L127 27V25H125V24H123ZM138 25H140V23ZM80 26H82V27H80ZM83 26H85L84 29H83ZM122 26L120 28H123ZM231 26H233L234 29ZM126 27H125V30H123L124 28L121 29L123 31V32L121 31V33L123 34V36H122V34H121V36L122 37H126L127 35L124 36L125 33H126V34H130V37L131 38H128L127 41H126V43H125L126 38H125V40H123L122 38L121 39L119 38V42H120V40H122L121 42H123V43L120 42V44H123V45H127L129 43V40H131L133 38H136L137 36H140L141 34H139V33H141V32H138V31H139V28H140V31H141V28L143 26H141V27L138 26L137 27V25L136 26L130 25L131 29L126 28ZM68 28H70V29H68ZM79 29H81V33L80 32H77V31H79ZM127 29H128V32H126ZM222 29H224V30H222ZM35 30H36V33H35ZM40 30H41L42 34L44 32L46 34L44 33L43 35H41L40 34ZM70 31L73 34L75 33L74 34V37H75V35H77V36L80 35L81 37H83L81 39L79 37V40L82 41L83 43L81 44L75 38H74L75 40L74 39H71L73 37L71 36ZM130 31L132 32V35H133V33H135V34L133 36H131V32ZM50 32H52V34ZM162 32H163L164 35L162 34ZM60 33L62 34V36H61ZM66 33H68L69 35L66 34ZM145 33L142 34L141 37L145 36ZM33 34H35L36 37L38 36L37 39L40 41V47L39 48L38 47H35L31 43L32 41L30 39H31V37H32ZM56 34L57 35L59 34V35L56 37ZM65 35L70 36L69 37L70 39L68 38V36H65ZM119 36H120V34H119ZM197 37H199V39H197ZM3 38H7L6 41L3 40ZM41 39L44 40V41L42 42ZM143 39H144V37H143ZM7 40H8V43H6ZM27 40H29V41H27ZM164 41H166V42H164ZM158 42L161 45L163 44L164 46L163 45H162V47H160L161 45L158 46L159 45ZM181 42H183V43H181ZM78 43H80V44L78 45ZM164 43H168V44H164ZM6 44H8L7 45V51L5 49V45ZM174 44H176V45L181 44L180 45L181 47L180 46L179 47L178 46L176 47ZM172 48L174 49V52L173 53H172V50H173ZM209 49L211 50V54L209 52ZM92 50H93L92 48L89 49V53L87 54V56L90 57L91 53L94 52ZM107 50H104L103 52H106ZM2 51H4V52H2ZM108 52H106V54L104 53V55L103 54H101V55H103V56L106 55L107 56V54L109 55ZM7 53H8V55H7ZM97 53L98 52H94L93 54H97ZM98 55L100 56V54H98ZM99 56L96 57V59H94V61L96 63H97L98 60H101V58H99ZM91 57H93V56H91ZM97 58H99V59H97ZM104 58H108V57H104ZM104 58H103V60H104ZM124 59H126L124 61L125 63L123 62ZM103 60H101V61H103ZM77 61L78 60H75V62L69 66V72L71 73L72 71H75V70L80 69V71L78 70V71H75V72H77V73L78 72H84V73H82V74H74V77H72V79L73 78L74 79L70 82L73 85L70 86V88L73 87V91H77L80 88V86H82V88L79 89V92L77 91L80 94V93H83V90L85 91L87 88H90L91 89L92 86H93V83L95 85V82H96V86L98 87V81H95L97 79L96 75L93 74V72L90 70L89 67L88 68L87 67H83L85 65L86 66L89 65V64H87V61L84 62V60H81V61H83L81 63V65H80V62H77ZM101 61L98 62V65H100L102 63ZM103 62H104L103 63L104 65L101 64L100 66H102L103 68L104 67L106 68L105 63H107V62H105V60ZM156 63L159 64V65L156 66L157 65ZM74 66H75V68H74ZM155 66H156V68H154ZM6 68H7V75L5 74ZM71 68H72V70H71ZM84 68L87 69L89 72L86 71ZM103 70L105 71V69H103ZM114 70H116V71H114ZM90 74H91V76H90ZM111 74L109 76L107 75V77H106L105 72H104V75H105L106 79L107 78H111ZM71 75H72V73H71ZM75 75H77L78 77L75 76ZM75 79H77V80H75ZM78 80L81 83L75 82V81H78ZM84 80H85L86 84L83 87ZM197 81H198V84L196 85ZM74 85H75V87H74ZM131 89H133V90H131ZM176 89H178V90L176 91ZM182 89H183V91H182ZM35 92L36 93L38 92L36 94V96H35ZM48 92H49V90H48ZM32 93H33L34 96L32 95ZM97 94L98 93L96 92V95ZM26 95H27V97H26ZM200 95L202 96L200 98V99H202L201 102H199ZM38 96H39V99L37 98ZM121 96L122 95H119V97H116V99L118 98L120 100ZM166 96H167V98H166ZM197 96H199V97H197ZM34 97H35V101H34V99H32ZM205 97H206V99H205ZM208 97H210V98H208ZM27 98L28 99H31L32 101L27 100ZM99 98H100V100H99ZM118 99H117L118 102H116V103H119V100ZM22 100H23V103H22ZM38 100H39V102H38ZM108 100H109V102H108ZM196 100L198 102L197 104L200 107L196 104ZM46 101H48V102H46ZM141 101H145V102L147 101V103H144V102H141ZM29 102L30 103L32 102L31 103L32 105L33 104L36 105L35 108H33V110H35V111L32 110V107H31L32 105L30 106V103ZM37 102H38V105H37ZM90 102L92 104H90ZM107 102L110 103V104H108ZM86 103H88L89 105L87 104L86 106H84ZM105 103H107V104H105ZM116 103H114V105ZM139 103H141V105H139ZM143 103H144V105H142ZM48 105H46L45 107L46 108L47 107H50ZM117 105L118 104H116L115 106H117ZM42 106H41V108H44ZM260 106H262V107H260ZM211 107H212V105H211ZM254 107L256 109L257 108L258 109L255 111V108ZM85 108L87 110H85ZM196 108H194L195 110L194 109L193 110L196 111ZM213 108H212V110H213ZM97 109H99V110H97ZM112 109H114V110H112ZM198 110L196 111V113H198ZM20 111H21V113H19ZM104 111H105V113H104ZM112 111L116 112L117 114L115 113V116H114L113 115L114 112H112ZM186 111H187V114L185 115V112ZM192 111H188V110H185L184 111L183 110V113L185 115L184 116L181 113L182 111L177 110L173 105H171L168 108H166V112H167V114L170 117H178L181 114L185 118V120H183V121H186V119H187L186 123L188 122V119L190 117L189 114H191V113L194 112V111L193 112ZM106 112H108V113H106ZM111 112L113 113L112 114L113 117H111L112 115L111 116L109 115V113L111 114ZM196 113H195V115L198 117L199 114L197 115ZM17 114H20V115H23L24 114L23 116H20V117H23L25 119H21L20 117L18 118L19 115H17ZM94 114H96V113H94ZM106 114H108L110 116V118L108 117L110 120L107 123L105 122V124L103 125V120L107 118V117H105ZM146 114H151V112L150 111H147ZM3 116H5L4 117L5 118L4 120H6V121L3 120ZM80 116L82 117V115H80ZM191 116H192L191 117L192 119L190 118V120L194 121V119L196 117L193 119L194 114L191 115ZM26 117H28V119ZM6 118H8L9 120L6 119ZM130 118L134 119L133 120L135 122L134 124H133L132 120H128ZM18 119L21 120L20 123H19ZM78 119H83V118H80L79 117ZM196 119H198V118H196ZM16 120H17V122L14 124V122ZM23 120H24V122H22ZM79 121L81 122V120H79ZM118 121H119V124H118ZM129 121L132 123V124H130L132 128H129V126H128L129 125L128 124ZM177 121H178V123H176V124H179L178 126H180L182 120L179 121V119H178ZM4 122H6V123H4ZM207 122H208V124H207ZM95 123H97L96 127H95ZM13 124L15 126V130L12 127ZM30 124H32V123L30 122ZM80 124H82V122ZM116 124L119 125V130H121L120 131L121 132L120 134H122L123 136H119V132L117 133V132L113 131V128H114L113 126L116 127ZM121 124H123V127L126 126L128 128V131H130V133L128 132L129 134L127 133L128 138H127V140L125 139L126 141L123 140L124 137H125L124 135L126 134V133L124 134L123 132H126L125 129H127V128L124 127V129H123L122 126H121ZM184 124H185V122L182 123L181 125L183 126ZM188 124H190V121L188 122ZM255 124H257L260 128L257 125H255ZM132 125H134V126H132ZM210 125H211V127H210ZM251 125H252V127H251ZM80 126H81V128L79 127L80 128L79 130L84 131L85 130V127L82 128V125H80ZM135 126H138L139 129H138V127H135ZM171 126H173V128L175 126V129L176 130L177 129H181V128L177 127V125H174V124L171 125ZM182 126H180V127H182ZM234 126H236V127L234 128ZM61 128L62 127L56 128V129L54 128L55 131H53V129H52V131L54 133H57L58 132V135H62L63 138L65 137L64 139L66 141H70L71 140L70 139V135H68V137H67L66 136L67 134L64 135V136H63V133H60L59 134V132L62 131ZM107 128H108V130H107ZM7 129L9 131H7ZM23 129L25 131H22ZM240 129H242V130H240ZM16 130H17V132H15ZM141 130H142V133H141ZM213 130H212L211 133L216 132V131H213ZM237 130L242 131V133L243 132H247V131L249 133L247 132V133L242 134L241 132H239ZM221 131L223 133H220ZM236 131H237V133L239 132V133L242 134V136L240 138H239L240 134L238 135L236 133ZM26 132H29V134H24ZM15 133L17 135H15ZM97 133H99V134H97ZM112 133H114V135L117 134V136L120 137V139L122 137V140L118 141V139L116 138L117 141L115 139H114V141H112V144L113 145L110 148H112L114 154L113 153L112 154L110 153L111 150H109L110 152H108V153L111 154L110 156H112V155H114V156H112L113 157L112 160H109V158L108 159H105L103 157L109 156V154L108 155L105 154L108 151V148H107L108 146L105 144V143H108V142H105V141L106 140L110 141L111 139L114 138V137L112 138V136H109ZM106 135L109 136L110 140L108 139V137ZM200 135H202V133H200ZM250 135H251V137H250ZM145 136H147V138ZM170 136H172V135H169V137ZM135 137H133V138H135ZM138 137H140V136H138ZM203 137H204V135L201 136V139ZM17 138H19V140H17ZM67 138H69V140H67ZM85 138H86V140H85ZM162 138L163 137H161L159 139L158 137H155V136L153 137L152 136V140H151V137H150L149 138L150 139V142H148L149 144L147 143L148 145H146V149L142 150L140 148V146L137 144L136 145V151H134L132 154L133 155L135 154L134 156L137 157V155H136L137 150L140 149V150H142V153H143V151L146 152V155H144V153H143V156L144 157L145 156L148 157V155L149 156L152 155L154 152L151 153L149 151L151 153L150 154L149 152L147 153V150L152 149L151 151H157L158 149H155V148L158 147L157 146L158 144H159V147L162 146L161 145V143L163 142V139ZM196 138L199 139L198 136ZM245 141H243V142H245ZM101 142H103L105 144L104 147H106L107 149H105V148L103 149L102 148L103 145H101ZM110 142H109V144H110ZM222 142H224V141H222ZM222 142H221V144H222ZM151 143H153V144H151ZM250 143H248V144H250ZM150 144L153 145V146H151ZM225 144L226 143L224 142L223 145L225 146ZM16 145H18V146H16ZM223 145L218 146L219 147L218 149L219 150L220 149L223 150L224 149L222 147ZM137 146H138L139 149H137ZM74 148H77V149H74ZM101 149L107 150L105 153L103 152V154H105L106 156H104L102 153H100V154L103 155L102 158L104 159L103 160L104 162L102 161V158L100 157L101 155L99 156V150H101ZM119 153L122 154V157H121V155H119ZM142 153H138V157H142ZM86 154H84V155H86ZM115 154H116V156H115ZM140 154H141V156H140ZM91 156L89 157L90 159H88L86 157L88 159V161H91V158H93V157L95 158V156H93V157H91ZM223 160H224L223 162L225 163V168L222 165V167L224 168V171H226V170H229L230 171L231 170V172L229 174H228L229 171H226L227 173L225 172V175L228 174L227 175L228 177H230V174L236 175L237 173L238 174H241V175L242 174L244 175V173H242V171H241V173H239L238 168L240 169V167L238 166L239 165L238 163H236V164H238V165H236V164H232L233 161H230L228 159L226 160L224 158ZM63 161L64 160L55 162L57 164L53 163L52 166H51V169L52 170H50L51 172L48 170L49 167H46L45 168L46 170L44 169L45 170L44 171L45 173L44 172L42 173L40 171V172H38L40 174H37L38 175L37 176L38 180L44 185V187L46 189L48 187V190H46V194H49L47 192L50 191L49 190L50 179L55 180L54 179L56 177L55 176V172H56L55 170H57V171L60 172V171H62V169H64L63 173L62 172H60V173L58 172V175H59L60 178L61 177H65V178H62V179H64L62 181H65V182H63L62 184H60L61 181H60V178H59L58 179V184L55 182L56 185H57L56 188L59 189V190H57L55 188V192H57V193H54V196L49 194L47 196V198H46V194H41V192H39L38 190L35 191L36 189L31 187V182L30 181H32V177H31V180H29V182H27V180L29 179L30 176H27V173H29V172H26L27 170H24V168H23L24 166L21 167L22 169H20V168L18 169L17 168L18 165L17 166L16 165H11L8 168L7 167H5V168H2L1 167L0 168V175H2V174L5 175L4 177H0L1 180H2V178H5L6 176H8L7 173L8 174H11V175H15V176L9 175V177L13 178V179H10L13 182L10 181V180L8 181L7 180L8 178L5 179V181H7V183L6 182L4 183V181H2V182L0 181V214H2V217L0 215V221L2 220L1 224L2 223L3 224H6V223H8V222L11 221V220L10 221L8 220V217H9L8 215L10 214L9 213V210H10V212H12V210H13V212L16 210L17 211L16 212L17 213L16 215H19V216L21 215L20 216L21 217V220H23V219L24 220L21 221L20 223L14 222V223H17V224H13V227H14L13 231L19 232V233L20 232H26V233L29 234V235H26L24 238H22L20 240H15L14 242H12L13 244H15L14 246L11 245L12 243L10 244L11 241L10 242H7V240H6V238H5L4 235H0V241H2V243H3L2 244L0 242V260H15V259H22V258H29V257L30 258H34V256H36L37 259H44V258H46V259L47 258H49V259H55V257H56V259H59V260H68V259L69 260H72V259H74L72 257H75L76 260H82V259L83 260H86L87 259V261H96V260L110 259V258L115 259V257L117 258L118 255H119L117 253L120 252L119 251L120 249L118 248L119 246L116 247L117 244L120 242L119 240L122 241V239L124 237H128V235L131 236L132 235V232L130 231V229L131 230H134L136 228L138 229V227H134L131 223H128L126 225V227L128 226L129 230L127 229V231H129L130 234L126 235L125 234L126 227L124 228L122 226V225H124V222H121V224H120L119 222H114L113 219H110L109 220V217L108 216L111 215V210L108 207V205H106V204H105L106 207L105 208L103 207V213H102V215H101L100 218L102 219V221L105 224L110 225L112 227H113V225L116 226V227H113V228L116 229V231L114 233L113 232H109V233L107 232L109 234V237H108L107 236L108 234H106L105 231L102 232V231H99V230L96 229V232H95L94 231L95 229H93V231H91V233H90V231H87V230L85 231L86 228H81V222H82V219H83L82 214L83 213H87V212H91L92 209L97 204H100L99 203V197H98V195L101 196V194L104 193V190L106 188H108V186H110L111 184H110L109 179H106V180L105 179H102L103 178L102 177L103 175H104V178L106 177L105 174L101 173V170L102 169L99 170V172H100L99 178H97V176L96 177L92 176L91 177V180H89V178H88V180H86L87 178L84 177V176H83V178L82 177L79 178L76 175L74 176V174L73 175L70 174L69 171L71 170L70 169L71 165L65 166L66 168H61L60 166L65 165V163H66L64 161L65 163L61 165V163ZM228 161H230V162L228 163ZM92 163L94 164L93 167L90 166V164H92ZM104 163H106V164H104ZM233 163H235V162H233ZM54 165H55V167L52 168ZM56 165H57L58 168H56ZM62 167H64V166H62ZM14 168L16 170H19L20 172L19 171H15ZM65 169L69 173L68 175L66 174ZM119 169H121V170H123V169L124 170H127L128 175L130 173V170L129 169H126L125 167H119ZM220 170H223V169L221 168ZM23 171H24V173H22ZM236 171H237V173H236ZM95 172H96V174H95ZM12 173H14V174H12ZM61 173L63 175H61ZM253 174L254 175L255 174H258L260 177H257L258 175L257 176L256 175L255 176L252 175L253 177H255L253 179V177L250 178L251 175L249 177L248 174L245 175V177L248 176V178L251 179V180L253 179V181H258V180L261 181V180H264V173H261V175H260V172L257 171V172H255ZM22 175H26V177H23ZM51 175H53V176H51ZM58 175H57V178H58ZM128 175H126L125 179H124V176L122 175L121 178H120V180L122 179V182L128 181L129 180ZM224 176H223V178L226 177V176L225 177ZM21 177L24 178L25 180H23ZM35 177H36V175H35ZM69 177H72V179L70 178L72 180V182H71L70 179L68 180ZM75 177H78L81 181L78 180V178L75 179ZM100 177H102V178H100ZM216 177H217V179L219 178V176H216ZM216 177H215V182H217L216 184H218V183L220 184V182L223 181L221 179L222 177H220V179H221L220 182H218V180L216 179ZM241 177L239 175V178L241 179V182L243 183V180L245 178H244V176H243L244 179H242ZM66 178H67V180L69 182L66 180ZM234 178H233V180L231 178V183H232L231 185L227 184L226 181H223L224 182V186H227L228 188L222 186L223 185V182H222V185L220 184L226 190H224L223 188L221 189L219 187V184H218V187L220 188V191H221V192L219 191V194L220 195L221 194H225L226 192H230V193L233 192L232 194H235V191L237 189H247V190L253 189V185H250V188L251 189L247 188L246 184L249 185V181L248 182L246 181L247 179L245 180L247 183L244 182V184H239L237 182H234L235 181ZM82 179H85V182L87 184H85L84 180H82ZM163 179L165 180V183L168 184V187L170 188L172 186L173 187L172 190H174V188L176 187V181L178 179L176 177L175 178L172 177V178H168V179L166 177H164V178L162 177V180ZM226 179H227V177H226ZM164 180H163V182H164ZM237 181H238V179H237ZM8 182H10L11 184H13V185H10V187H13V191H12V188H10L11 191L8 192V188L9 187L7 185L10 184ZM103 182L106 183V184L104 185ZM160 182H161V180H160ZM160 182L155 183L154 186H157L159 188L160 187L159 186V183ZM169 182L171 183V186H170ZM107 183H109L110 185L107 184ZM4 184H7V185L4 186ZM14 184H18V185H14ZM100 184H101V186L103 184V187L102 188L99 187ZM89 185H90V187H89ZM160 185H162V184H160ZM17 187L20 188V190L23 191V192H21V193L18 192L20 190H17ZM231 187L233 189L234 188L235 189L234 190H231L232 189ZM240 187H242V188H240ZM75 188H77V189H75ZM113 188L114 187H111V191H109L110 188H109V190L107 189L108 190L107 193H109V194L112 193V195H115L116 194L115 193L116 192V189L114 188V190H115L114 191L115 194H114L113 191H112ZM69 191H71V192L69 193ZM222 191L224 193H222ZM15 192H16V194H15ZM59 192L61 194H58ZM17 193H19V194H17ZM73 194H75V195H73ZM83 194H84V196L86 198L83 196ZM12 195L14 196L13 199H12ZM71 195H73V196H71ZM42 200H43V202H42ZM60 201H62V203ZM73 201H74V203H73ZM263 201H264V199L260 203V206L263 204V207L260 210L261 212L264 210V202ZM151 202H153V200ZM80 203L81 204L84 203L83 205L84 206L86 205V207L81 206ZM48 204H50V206ZM69 204H71V205H69ZM77 205H80V206L77 207ZM80 207H84L85 211L84 210L82 211L81 209H83V208H80ZM87 208H89V209L87 210ZM60 212L62 213L61 215H60ZM177 212H178V210H177ZM179 212H180V210H179ZM263 213H264V211H263ZM5 214H6L7 217L3 216ZM31 215H33V216H31ZM4 217H5V220L2 219ZM38 218H39V220H38ZM41 218H42L43 224H41L42 222L40 223ZM15 219L16 218H14V221H15ZM72 220L73 221L74 220H77V221H74V222L71 223ZM67 221H69V222H67ZM109 221L111 223H109ZM22 222H24V223H22ZM32 222H34L32 224L33 225L32 227L31 226L30 227H26V225H31ZM115 223H116V225H115ZM70 224L71 225L74 224V225L71 226ZM75 225H77V226H75ZM65 226H66V228H65ZM131 226H132L133 229L130 228ZM79 227L81 228V230H80ZM34 229H35V233H34ZM41 229H43L42 230L43 232H41L42 235H40ZM71 229H73V230H71ZM215 229L216 228H214L213 230L215 231ZM207 230L212 231L211 228H209ZM62 231H64V232H62ZM188 231L190 232V233H187L189 235L188 236L185 235L183 237V239L193 240V239H197V238L200 239L201 238L200 237L201 236L200 234H198V237H196V236H194L195 234L194 235L193 234L190 235L191 234V231L190 230H188ZM37 232H39V235L37 234ZM78 232L80 233V236H79L78 240L76 241V245H78L76 247L79 248V249L75 250V251H78V253L75 252V251H74L75 252L74 253L73 252V249L71 248L72 246L69 243L68 236H69V234L75 235ZM137 232H139L140 235L141 234H145V232L143 230H140V229H138V231L136 230V233ZM95 233H96V236H99L98 237L99 238V242H98V239L95 236ZM214 233H216V231ZM45 234H47V235H45ZM85 234H87V235H85ZM91 234H93V236ZM139 234L137 235V237H139ZM32 235L36 236V238H32L33 237ZM58 235H60V236H58ZM90 235H91V237H93V239H91V237L89 239L95 241L94 240V237H95V239L98 242L97 243L98 246H96V247L93 246L92 247V244L93 243H96V241L95 242L92 241L93 243H91V246H90V242L91 241L88 239V236H90ZM102 235H104V236H102ZM145 235H147V234H145ZM145 235H143V238H145V239L151 238L149 235H148V237L147 236L145 237ZM159 235H161V237L157 235V238L158 239L165 238L164 235H162V234H159ZM42 236H45V237L42 238ZM111 236H112V239H111ZM121 236L122 237L124 236V237L122 238ZM60 237H62V238H60ZM100 237H101V243H100ZM82 238H84V240H87L88 239V241H84V242L88 243V247H87V244L86 243H83V239ZM105 238H107L108 240L105 239ZM248 238L250 240H253L254 241L256 239H259V235H254L253 234V235H250ZM28 239L30 240V242L26 241ZM34 239H36V240H34ZM60 239H61V241H60ZM79 239H81V240H79ZM104 239H105V241H104L105 243L103 242ZM35 241L37 242L36 248L33 247L34 246L33 243H35ZM80 241H82V243ZM115 241H116V243H115ZM51 242H52V244H51ZM107 242L109 244L111 242V245L112 244L113 245L112 246L109 245L110 246L109 247L108 244H106ZM16 244H18V245L16 246ZM80 244H81V246H80L81 247V251H80L81 254L79 253V250H80L79 245ZM101 244H103V246L106 245L108 247H105V246L103 247ZM114 244H116L115 245L116 248H112V247H114ZM37 246H39V247H37ZM99 246H102V247L99 248ZM41 247L42 248L44 247L43 248V251H42ZM251 247H255V246H251ZM33 248H35L36 250H37V248L38 249H41V250L39 252H36V251H34ZM101 248H107V249L105 250V249H101ZM111 248L114 249L115 254L114 255H111V257H110L109 256V253L112 251ZM11 249L14 250V251H12ZM16 249L18 250L17 252L15 251ZM85 249H86V251H85ZM93 249H95V250H93ZM121 249H123V248H121ZM98 250H100V251H98ZM83 251H85V254L84 255H86L87 258H86V256L83 255ZM14 252H15V254H13ZM34 252H36V253L34 254ZM72 253L77 254V255L80 254V256L78 255V257H81V256L82 257L79 259L77 257V255H73ZM33 254H34V256H33ZM120 255H121V253H120ZM52 256H55V257L53 258ZM98 256H100V257H98ZM170 260H174V259L172 258Z\"/></svg>","mask_w":264,"mask_h":264},{"label":"snow or ice","instance_id":"6c2138e0","mask_svg":"<svg viewBox=\"0 0 264 264\" xmlns=\"http://www.w3.org/2000/svg\"><path fill=\"white\" fill-rule=\"evenodd\" d=\"M41 7H53L57 9L56 18H43L38 15V10ZM60 7L70 8L77 6L70 5H48L41 6L38 4L15 2V0H0V23H2L5 35H14L20 39L17 40V47L27 51L23 38L29 37L32 29H41L52 31L53 28H59L61 21L59 17ZM88 7L104 8V5H95ZM110 31V30H109ZM199 39V37H197ZM7 51V44L5 45ZM211 54V50L209 49ZM8 64L11 62L8 61ZM88 67L96 75L98 80V87L92 86V91L97 92L103 99L115 98L120 94L121 82L118 77L113 79H106L102 66L95 63L89 64ZM7 75V68L5 70ZM23 103V101H22ZM260 151L264 153V136L261 137ZM264 194V188H262ZM103 213V205L97 204L91 212L83 213L81 228H86L88 231L97 229L99 231L115 232L116 229L110 225L105 224L100 218ZM80 233L76 235L69 234L68 240L72 246L73 251L76 249V241ZM223 237L213 236L202 237L200 239H193L187 243L184 248L185 252L182 258L169 261L167 259H153L145 258L143 255V241H132L123 249H121V256L115 259H101L96 261L86 260H59V259H33L22 258L15 260H0V264H264V213H262L260 231H259V245L258 247H249L242 254L235 253V258H229L227 255H222L225 251L223 245L218 241ZM209 240L207 248L204 247L205 240ZM112 253H109L111 256Z\"/></svg>","mask_w":264,"mask_h":264}]
</instances>
